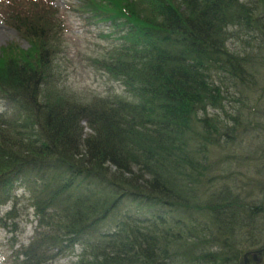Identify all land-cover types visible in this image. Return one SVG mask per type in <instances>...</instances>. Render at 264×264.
Returning <instances> with one entry per match:
<instances>
[{
  "label": "trees",
  "instance_id": "16d2710c",
  "mask_svg": "<svg viewBox=\"0 0 264 264\" xmlns=\"http://www.w3.org/2000/svg\"><path fill=\"white\" fill-rule=\"evenodd\" d=\"M80 9L110 24L117 44L92 62L131 98L67 95L55 73L65 37L54 0H0V18L29 43L0 53V207L12 202L0 225L19 232V188L37 223L28 244H12L14 264H52L77 245L74 264H244L264 248V202L231 182L261 175L232 167L264 159V147L227 153L220 141L235 128L209 111L243 107L241 87H259L264 53L227 40L230 29L247 43L264 35V0H84Z\"/></svg>",
  "mask_w": 264,
  "mask_h": 264
},
{
  "label": "rangeland",
  "instance_id": "374dc122",
  "mask_svg": "<svg viewBox=\"0 0 264 264\" xmlns=\"http://www.w3.org/2000/svg\"><path fill=\"white\" fill-rule=\"evenodd\" d=\"M254 2L255 0H249ZM84 0H54V5L59 9L58 14L60 20L63 22V33L65 42L61 45V50L57 52V64L56 75L57 83L63 87L67 95H75L84 101L91 99L95 95L107 96L118 95L124 98H131V95L119 82L113 81L106 73L99 70L92 62V58L103 57L107 52L117 44V41L113 40V37L108 36L110 31V24L99 23L95 25L92 20L84 19V13H87V9H80V5ZM62 16V17H61ZM112 30V29H111ZM239 35L246 40V35L243 32H238ZM250 38V37H248ZM251 41V40H250ZM253 43L258 42L257 39H253ZM10 42H15L18 45L26 48L29 43L25 39L18 37L16 31L9 27L0 18V53L5 45ZM238 44V45H237ZM235 47L239 51H242L246 47V42L238 40ZM243 47V48H242ZM235 50V49H233ZM235 50V51H236ZM255 57H260L264 53V50L253 51ZM250 101L261 103L264 101V93L255 95ZM249 101V102H250ZM239 103L233 107L228 105V112H221V116L229 122L231 128L229 134L223 136L221 142H225L227 145V153L231 155L236 153V156H243V152L246 151L248 143L253 147L259 145L264 147V127L261 125L264 122V114H258L260 124L257 123L256 117L250 114V110H254L252 102L239 107ZM259 113L264 112V105L259 109ZM212 115V116H211ZM210 116H215L213 113ZM231 115V117H230ZM259 115H262L259 116ZM222 119V118H221ZM262 119V120H261ZM240 122V128L235 126V122ZM248 121L251 123L248 125ZM242 129V131H239ZM229 140V141H228ZM234 141L237 145H232ZM228 145H230L228 147ZM255 153V152H253ZM224 152L221 154L223 155ZM213 161H218L220 153L212 154ZM264 156V153H263ZM249 166L236 165L237 172L242 174L245 172L250 178L255 179L257 175H261L259 179L260 184H264V159L256 160V158L250 156ZM248 165V164H246ZM227 174V172H225ZM238 181H241L238 179ZM233 184V182H231ZM262 187V186H261ZM257 189V192L252 195V200L264 202V186ZM248 191V190H246ZM14 195H17L19 206H21L20 213L22 214L23 221L20 224L19 232L10 234L6 229L0 227V264H13V257L11 256V245L18 240L17 247L20 244H28L31 237L35 233L36 219L34 217L33 208L28 207V194H25L23 188L16 189ZM11 204L3 206L0 209V215L5 213ZM149 214L148 210H144V215ZM259 225H264V215L259 217ZM263 236V235H262ZM9 238H14L10 239ZM264 238V236H263ZM98 239V237H97ZM92 237L87 238V242H92ZM82 246L76 247L74 253L61 257L54 261L52 264H74L78 258V254L81 252ZM256 256V255H255ZM250 259L251 264H264L263 258L256 257ZM249 262V264H250ZM245 263V259H244Z\"/></svg>",
  "mask_w": 264,
  "mask_h": 264
},
{
  "label": "bare ground",
  "instance_id": "6f19581e",
  "mask_svg": "<svg viewBox=\"0 0 264 264\" xmlns=\"http://www.w3.org/2000/svg\"><path fill=\"white\" fill-rule=\"evenodd\" d=\"M234 33H232V32ZM257 32L256 33H261L262 31L261 30H256ZM230 32L232 33V35H230V37L228 38V40H227V45L229 46V47H231V46H233V47H235V44H237V42H238V38H237V35H236V33H235V31L233 30V29H230ZM247 39V38H246ZM257 40H259L258 41V43L257 42H255V43H253L254 41H252V42H246V47L242 50V51H239L238 49L236 50V48H232V49H235L237 52H246V51H249V50H251V52H252V54L254 55V53H253V51L254 50H259L260 48H264V35L262 36V35H259V37L258 38H256ZM217 44H222L221 43V41H217ZM238 45V44H237ZM243 48V47H242ZM234 50V51H235ZM251 54V55H252ZM264 56V55H263ZM256 58V57H255ZM263 61V60H262ZM254 79H257L258 81H259V87H258V89L255 87H253L251 84H249V86H245V87H241L242 88V90H245L244 91V94L246 95V94H248V97H250V100H251V98L252 97H254L255 95H257V94H259L262 90L264 91V69L263 70H259L258 72H257V74H256V78H254ZM234 82L236 83V84H238L239 83V81H238V79H234ZM224 84H225V86H230V84L228 83V82H226V81H224ZM238 90H237V96H239V94H238ZM249 99V98H248ZM252 102V104H253V106H254V113H255V115L257 116L258 115V112H259V109L262 107V105H264V101H259V102H261V103H257V102H253V101H251ZM236 103H238V101H233L232 103H230L233 107H235L236 106ZM227 108H228V106H227ZM227 110V111H226ZM225 111L223 110V109H214V108H210V114H214L215 116H219L220 118H223L222 116H221V112H223V114L224 113H227L228 112V109H226ZM264 113V112H263ZM209 114V115H210ZM264 118V117H263ZM219 122V121H218ZM216 123V124H214V128H217V127H219V123ZM215 123V122H214ZM235 124V126L237 127V128H240V122L238 123L237 121L234 123ZM263 127H264V122H262V124H261ZM239 131H242V129H240ZM212 153V152H211ZM212 157H213V155H212ZM232 169H236V166L235 167H232ZM263 187L264 185H262V184H260L259 183V181H256L254 184H252V185H250V184H244V183H241V184H239L238 182H234L233 184H232V188H234L235 189V191L236 192H238V193H241L242 192V190L243 189H246V190H249V191H251V192H257V189H258V187L260 188V187ZM261 187V188H262ZM182 201V200H181ZM168 205V204H167ZM170 209V208H169ZM263 216V215H262ZM178 219H182V216H178ZM98 239H96V241H97ZM78 246V245H77ZM79 247V246H78ZM264 250V248H262V247H255V249L254 250H251V251H248V252H246L245 253V255H244V259H245V256L247 255V257H248V259H249V262H250V259L252 258V257H254L255 255H257L258 253H261L262 251Z\"/></svg>",
  "mask_w": 264,
  "mask_h": 264
},
{
  "label": "water",
  "instance_id": "95a60500",
  "mask_svg": "<svg viewBox=\"0 0 264 264\" xmlns=\"http://www.w3.org/2000/svg\"><path fill=\"white\" fill-rule=\"evenodd\" d=\"M257 256V255H256ZM255 256V257H256ZM244 264H249V259H248V257H247V255L245 256V263Z\"/></svg>",
  "mask_w": 264,
  "mask_h": 264
}]
</instances>
